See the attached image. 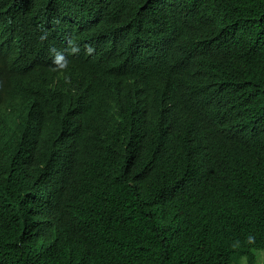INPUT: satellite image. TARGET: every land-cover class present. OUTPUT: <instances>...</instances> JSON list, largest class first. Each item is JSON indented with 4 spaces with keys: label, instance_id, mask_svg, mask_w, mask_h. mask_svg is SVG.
I'll use <instances>...</instances> for the list:
<instances>
[{
    "label": "trees",
    "instance_id": "1",
    "mask_svg": "<svg viewBox=\"0 0 264 264\" xmlns=\"http://www.w3.org/2000/svg\"><path fill=\"white\" fill-rule=\"evenodd\" d=\"M0 78V264H254L264 0H0Z\"/></svg>",
    "mask_w": 264,
    "mask_h": 264
},
{
    "label": "clouds",
    "instance_id": "2",
    "mask_svg": "<svg viewBox=\"0 0 264 264\" xmlns=\"http://www.w3.org/2000/svg\"><path fill=\"white\" fill-rule=\"evenodd\" d=\"M65 55H62V54H57V55H52L51 57H49V60L51 59H55V65L56 68L58 69H65L67 66H68V63H69V55L67 52H63ZM60 62V63H59ZM1 79V78H0ZM1 90H2V83H1V80H0V93H1ZM264 249H260L258 251H256V258H255V261H254V264H258L259 262V256H260V251H263ZM249 257L244 255V256H241L240 259H239V262L238 264H250L248 262ZM264 263V259L262 260L261 264Z\"/></svg>",
    "mask_w": 264,
    "mask_h": 264
},
{
    "label": "rangeland",
    "instance_id": "3",
    "mask_svg": "<svg viewBox=\"0 0 264 264\" xmlns=\"http://www.w3.org/2000/svg\"><path fill=\"white\" fill-rule=\"evenodd\" d=\"M263 259H264V250L263 251H260V256H259V262H258V264H261V262H262ZM243 264H245V263H243ZM262 264H264V263H262Z\"/></svg>",
    "mask_w": 264,
    "mask_h": 264
},
{
    "label": "bare ground",
    "instance_id": "4",
    "mask_svg": "<svg viewBox=\"0 0 264 264\" xmlns=\"http://www.w3.org/2000/svg\"><path fill=\"white\" fill-rule=\"evenodd\" d=\"M178 3V2H177ZM185 9V8H184ZM184 11V10H183ZM171 12V11H170ZM169 12V13H170ZM173 12V14L175 13V11H172ZM182 21H183V19H182ZM182 23V22H181ZM135 36V35H134ZM185 46V45H184ZM187 46V45H186ZM197 50V49H196ZM170 54V53H169ZM195 55V54H194ZM196 56V55H195ZM169 57V56H168ZM155 59V58H154ZM69 171V170H68ZM79 186V185H78ZM65 192V191H64ZM64 195H65V193H64ZM68 195V194H67ZM64 199V198H63ZM76 203V202H75ZM80 233V232H79Z\"/></svg>",
    "mask_w": 264,
    "mask_h": 264
}]
</instances>
